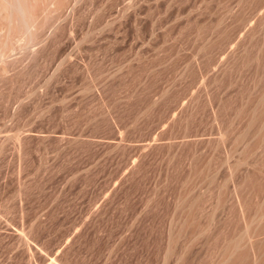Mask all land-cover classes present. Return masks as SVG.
I'll return each mask as SVG.
<instances>
[{
	"label": "rangeland",
	"instance_id": "obj_1",
	"mask_svg": "<svg viewBox=\"0 0 264 264\" xmlns=\"http://www.w3.org/2000/svg\"><path fill=\"white\" fill-rule=\"evenodd\" d=\"M170 7L167 29L157 18L154 54L145 43L136 57L108 51L92 64L96 73L132 57L121 72L127 82L97 83L87 98L81 73L61 76L40 104L66 90L73 101L38 119L36 135L26 134L19 149H2L0 264H215L244 229L221 159L231 152L249 219L253 201L264 197V151L254 152L261 136L247 126L253 109L264 108V0H173ZM250 165L263 166L260 175Z\"/></svg>",
	"mask_w": 264,
	"mask_h": 264
},
{
	"label": "bare ground",
	"instance_id": "obj_2",
	"mask_svg": "<svg viewBox=\"0 0 264 264\" xmlns=\"http://www.w3.org/2000/svg\"><path fill=\"white\" fill-rule=\"evenodd\" d=\"M172 2L173 0H0V154H1L2 149L6 151L4 146H6L9 143L10 144L8 146H11V143H12V144H15L16 147L19 149L20 143L23 137H26L25 136L26 134L34 135L36 133L37 131L36 121L38 119L42 118L43 116L45 117V114L48 111L50 112L51 109L55 112L56 111L55 108L57 106L59 107L61 106V104L62 106H64L63 105L64 103L66 104L70 102L73 94L75 95V92L74 93L72 92V88H71L72 94H67V90H66L64 92L65 94L61 95L59 98H55L57 97L56 95L55 97H51L50 101L47 102V104L45 103L43 104V106L41 105L42 103L40 104L42 97L44 95H47L50 89H52L53 86L55 87L56 83L61 81L60 80L61 76L63 77V75L68 74L69 77L72 76L71 78H75L73 77L74 75L76 76V74L78 75L79 73H81L80 75L82 77V80H83L82 82L84 85H82V88L79 93L82 96L87 97V98H90L93 92L92 88L97 83L99 85L102 82L104 83L107 81H112V82L114 81V83L118 82V84H120L119 82H124L128 80L129 77H124L125 75L123 74L124 75L123 76L121 72H123L122 69L123 67H125V64L129 66L132 64V57L131 59L130 58L125 59V60L121 59L122 61L120 60L119 63L113 65V68L110 70L107 67L108 70L99 69V71L96 73L93 72L92 66L94 65L92 64L95 62V60H97L98 57H100L99 56L100 54H101V57H102V54H105L108 56V54H106L108 51L121 53V56H122V54L127 52L126 51L127 49L128 51L133 50L135 52L134 57H136L138 56V54H140V50L143 48L145 43H146V47L149 49L148 51L154 54V52L156 51L158 47L157 45L154 44V42H152L153 38L155 37V27L157 24L156 22L157 18L158 16L162 15V17L165 18V21L167 24L165 28L167 29L169 27L168 22L171 17V12H170L171 7L170 6ZM129 35L130 37L133 36L131 37L130 42L128 40V38L130 39ZM133 60L135 61V58ZM136 60H139V59H136ZM135 66L138 67V65H135ZM69 82H72V81H69ZM132 82H134V80ZM64 86L65 84L62 87ZM56 90H53V92H55ZM69 91L70 89H68V92ZM76 93H78V91ZM98 96H101V95H98ZM71 101H73V99ZM29 105L33 107L32 108L33 110H31L32 118L29 115L30 117H26L25 119H22L23 120L22 122L18 124L17 122L14 123L15 122L14 120H17L19 118V116L17 118V115L21 113L20 111L28 107ZM263 106L264 105L262 104V108ZM257 108L255 107L253 111L251 112L252 114H250L251 118L249 117L250 119H248L250 122V125H249V122L247 124V126H250L251 130L253 129V131H251L250 128L247 127L248 130L254 133V134L252 133V135L256 136V138L257 136L258 138L259 136H261L259 138L261 142L259 141V144L257 143L256 149H254L255 153H256V150L258 152L261 149L262 151H264V113H263L264 108L263 109L259 108L260 110H258ZM87 110L89 109H86V111ZM261 110H263L262 113L260 112ZM53 117L55 116L53 115ZM57 119L58 118H56V120ZM55 127H56L55 130L56 129L58 130L57 126ZM248 130H246L247 133L249 132ZM52 133H54L53 134L54 138H58V133H56V131H53ZM244 133L247 134L246 132ZM48 134L46 136H48ZM245 134H244V137H246ZM240 136H242V138ZM224 137H225V140L227 139L226 136L224 135L221 136L219 140L221 141L220 144H224L223 142ZM239 139H241L242 141L245 140L242 134L241 135L239 134L238 140ZM240 143H243V142H240ZM24 149L25 148L23 147V150ZM23 152L24 151H22V154ZM5 154H7V152ZM225 154L226 155L223 156V160L221 159L222 161L221 163L222 165H225V167L226 166L228 167L227 172L229 173L227 177L229 179L227 180L229 183L231 181V186H230L231 189H229L230 191L228 192V198H230V200L231 199L234 200V203H236L239 209L238 212H240L242 221H244L243 222L244 229L243 228H242L243 230L241 229L242 231L239 235H237L238 237L233 236V237L228 238L229 240L225 242L226 244H225L223 255L220 260L218 259H217L218 261L216 260L217 262L215 264H235V262L237 264H240V262L242 263L244 259V256L243 257L241 256L243 254L245 255V259H246L245 261H247L246 257H248L249 259V261H247L248 263L244 261L243 264L244 263L264 264V197H262V199L260 198V200L258 198L259 200L258 201L256 199L257 197H259V195L254 196L256 198L255 199L256 201H253L255 203L254 204L255 208L254 206H252L254 210H252L253 212H250L251 214L252 213L253 214L251 217L249 216L250 218L248 217L249 219H246L245 210H244L245 204L243 205L244 203L243 201L245 200H243L240 197L239 185L237 183L238 181L236 182L234 181V175H235L234 168L236 167L235 165L229 164V163H232L230 160V158L232 157L230 155L231 152L228 153L227 151V153ZM17 155L18 157H20L21 154L17 153ZM18 157L16 158L17 160H18ZM260 157L258 159H260ZM23 158L24 156H22L21 159ZM210 160L211 159H209V161ZM209 161L208 163H211ZM241 163L243 164V162ZM207 166H210V165H207ZM250 166H252L250 168H252L255 171L257 165H255L256 167L254 165H250ZM259 166L261 165L259 164ZM207 169L209 170V167H207ZM256 170H257V174L258 172L260 173L258 169ZM209 172L211 171L209 170ZM248 174H252V173L250 172ZM212 175H213L212 173H209V175L206 178V180H208L207 182L208 186L209 184L212 183L213 181L212 179H214V175L213 176ZM255 175L256 174H254V176ZM251 176L253 175H250V177ZM249 184H247V186ZM240 185H242V183ZM260 187H263V186H260ZM259 192L261 193V191ZM222 194L227 195V193H224V192ZM196 198L197 196L195 198H192V197L190 198L191 199L189 201L190 211H191V208L193 206L195 207L196 205L195 204ZM191 216L194 217L193 215ZM191 218L189 219L191 220ZM208 227L210 229V226ZM201 231H202L201 233H203V230ZM170 233L171 232L169 231V234ZM191 233L193 234V232ZM197 236H198V233H197ZM22 237H23L22 241H24L25 237L24 236ZM238 259L240 261H238Z\"/></svg>",
	"mask_w": 264,
	"mask_h": 264
}]
</instances>
